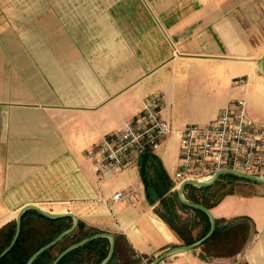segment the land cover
Here are the masks:
<instances>
[{
  "label": "crops",
  "instance_id": "crops-1",
  "mask_svg": "<svg viewBox=\"0 0 264 264\" xmlns=\"http://www.w3.org/2000/svg\"><path fill=\"white\" fill-rule=\"evenodd\" d=\"M263 55L264 0H0V228L33 203L123 236L120 264H148L181 244L155 199L180 186L175 134L155 152L162 164L147 160L149 188L141 158L99 176L87 151L154 92L178 127L208 123L243 96L264 123ZM118 190L138 200H114ZM221 198L216 218L252 224L239 254L264 264V183L238 180ZM195 249L164 261L200 262Z\"/></svg>",
  "mask_w": 264,
  "mask_h": 264
},
{
  "label": "built area",
  "instance_id": "built-area-1",
  "mask_svg": "<svg viewBox=\"0 0 264 264\" xmlns=\"http://www.w3.org/2000/svg\"><path fill=\"white\" fill-rule=\"evenodd\" d=\"M234 84L245 88L239 76ZM165 94L154 92L143 99L142 108L121 130L106 134L87 151L99 176L122 172L137 166L142 154L157 152L166 137L175 134L179 140V166L174 174L175 186L191 180H209L218 172L236 170L264 176V123L249 112L245 96L229 100L220 113L208 123L175 126L162 115ZM114 200L132 204L138 200L135 191L118 190ZM160 264H176L163 261ZM190 264H247L240 254L213 262Z\"/></svg>",
  "mask_w": 264,
  "mask_h": 264
},
{
  "label": "trees",
  "instance_id": "trees-1",
  "mask_svg": "<svg viewBox=\"0 0 264 264\" xmlns=\"http://www.w3.org/2000/svg\"><path fill=\"white\" fill-rule=\"evenodd\" d=\"M224 178L242 179L232 174H225L217 180L215 185ZM187 189L189 199L203 203L208 208L217 204L225 194L224 193L219 198H209L207 194L210 192V189H212V186L198 187L190 185ZM160 197L161 198L155 199H160V202L166 207L168 214L159 207L158 211L177 232L182 241L185 243H192L208 233L211 228V218L205 211L188 206L182 203L179 198H176L174 201L178 203L183 210L194 213L190 218H181L172 208V205L176 204L172 198H165L164 193H161ZM172 201L173 203H171ZM240 219L244 218H234L232 220L217 218V229L215 233L200 247L204 248L213 241L219 239L237 240L240 239V235H246V237H248L252 224L248 221L247 223L251 226L249 227L246 220ZM73 224L74 218L70 216L51 218L45 216L37 209L27 210L23 216L21 233L16 243L12 249L0 259V264H26L36 250L53 240L61 232L69 229ZM197 227H200V230L197 234H194V230ZM97 232H101V230L93 226H88L84 221L79 220L78 226L73 232L64 236L57 244L45 250L31 264H52L57 255L68 245ZM15 233L16 220H12L0 228V253L11 243ZM124 240L123 236H116V250L109 264H120L118 259L122 251ZM110 246V239L105 237L97 238L70 252L58 264H100L108 255ZM151 261L153 260H150V262ZM125 263L129 264L130 262Z\"/></svg>",
  "mask_w": 264,
  "mask_h": 264
},
{
  "label": "water",
  "instance_id": "water-1",
  "mask_svg": "<svg viewBox=\"0 0 264 264\" xmlns=\"http://www.w3.org/2000/svg\"><path fill=\"white\" fill-rule=\"evenodd\" d=\"M259 66H260L261 71L264 73V55L259 59ZM150 157L156 158L158 160V162L160 164H162L156 153L146 152V153L142 154V156H141V173L143 175V178H144V181H145L147 188H149V186H150V180H149L148 171H147V160ZM225 174H232V175L238 176V177L245 179V180L264 183V176L248 174V173H244V172H240V171H236V170L220 171L213 178H211L209 180L191 179V180H188V181L181 183L179 186V190H178V198L180 199V201L182 203H184L188 206H191L194 208H199V209L205 211L211 218V228L205 236H203L202 238H200L199 240H197L195 242L176 244V245L171 246L170 248L164 250L149 264H160L166 258H168L169 256H171L173 254H176L179 252H185V251H189V250H193L195 248H198L215 233V231L217 229V218L214 215V213L212 212V210L210 208H208L207 206H205L203 203L195 202V201H192L191 199H189L185 195V189L190 185L198 186V187L212 186L213 184H215L217 182V180H219ZM150 195H151V193H150V191H148V196H150ZM29 209H37L38 211H40L45 216H48L51 218H61V217H65V216H70V217L74 218V224L69 229L61 232L53 240L44 244L38 250H36L31 255V257L28 259L26 264H31L45 250H47L48 248L57 244L64 236L73 232L79 223L78 215L73 213V212H54V211H50V210L44 208L43 206H41L39 204H33V203L25 204L19 210L17 218H16V233L14 235V238L11 241V243L0 253V259L3 258L12 249V247L16 243V241H17V239L21 233L23 216H24L25 212ZM102 237L110 239L111 246H110L108 255L100 264H109L112 261L114 254H115L116 237L113 233L106 232V231L94 233L90 236H87V237L81 239L80 241H77V242H74V243L68 245L65 249H63L57 255V257L54 259L52 264H58L70 252L84 246L85 244H87L88 242H90L92 240H95L97 238H102Z\"/></svg>",
  "mask_w": 264,
  "mask_h": 264
},
{
  "label": "rangeland",
  "instance_id": "rangeland-1",
  "mask_svg": "<svg viewBox=\"0 0 264 264\" xmlns=\"http://www.w3.org/2000/svg\"><path fill=\"white\" fill-rule=\"evenodd\" d=\"M238 180H244V179H235V178L221 179V181H219L215 185V187L211 189V191L207 194V196L209 198H219L224 193L230 191V189L233 188V186L236 184ZM169 189H167L166 190L167 192H165L167 193L165 198H172V200L174 201V199L178 198L179 187H176L175 191H170ZM211 194H214V195H211ZM173 201L171 203H173ZM158 207L162 211L168 214V211L166 207L163 205V203L159 202ZM172 208L173 210H175L177 215L181 218H188V217L190 218L194 214L193 212H188V211L183 210L178 203L172 205ZM247 222L248 221H246V223ZM247 224L249 227L252 226V225L250 226L249 223ZM199 230H200V227H197L194 230V234H197ZM250 236H251V230L248 233V237H246V235L245 236L240 235V239H237V240H232V239L231 240H225V239L215 240L204 248L198 247L193 252L196 257V260L202 261V262H213L215 260L231 258V257L237 256L244 249L245 245L249 241L248 239L250 238ZM181 243H185V242L181 241Z\"/></svg>",
  "mask_w": 264,
  "mask_h": 264
}]
</instances>
